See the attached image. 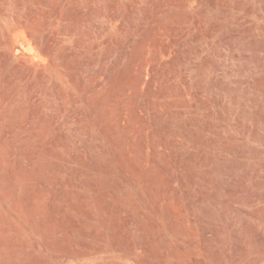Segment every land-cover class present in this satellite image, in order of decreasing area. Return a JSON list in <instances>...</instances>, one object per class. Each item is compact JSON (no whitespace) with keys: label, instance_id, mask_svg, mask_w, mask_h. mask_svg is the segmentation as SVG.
<instances>
[{"label":"rangeland","instance_id":"rangeland-1","mask_svg":"<svg viewBox=\"0 0 264 264\" xmlns=\"http://www.w3.org/2000/svg\"><path fill=\"white\" fill-rule=\"evenodd\" d=\"M0 264H264V0H0Z\"/></svg>","mask_w":264,"mask_h":264}]
</instances>
